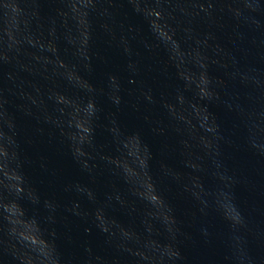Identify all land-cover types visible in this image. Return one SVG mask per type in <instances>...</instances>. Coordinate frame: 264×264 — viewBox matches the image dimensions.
I'll use <instances>...</instances> for the list:
<instances>
[{
	"label": "water",
	"instance_id": "1",
	"mask_svg": "<svg viewBox=\"0 0 264 264\" xmlns=\"http://www.w3.org/2000/svg\"><path fill=\"white\" fill-rule=\"evenodd\" d=\"M0 264H264V0H0Z\"/></svg>",
	"mask_w": 264,
	"mask_h": 264
}]
</instances>
